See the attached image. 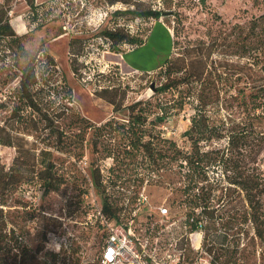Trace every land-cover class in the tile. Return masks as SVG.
<instances>
[{"label":"rangeland","instance_id":"obj_1","mask_svg":"<svg viewBox=\"0 0 264 264\" xmlns=\"http://www.w3.org/2000/svg\"><path fill=\"white\" fill-rule=\"evenodd\" d=\"M53 2L52 14L42 24L31 26L25 18L29 10L26 0H0V8L6 10L9 18L19 24L27 23L26 28L16 25L17 35L25 36L23 45L27 53L19 63L24 65L28 56L32 60L37 79L32 88L33 99L39 108L24 107L23 119L11 116L12 107L17 103L15 91L20 65H11L15 47L0 40V103L3 104L0 125L10 131L16 144L0 143V162L8 170L20 149V161L35 163L37 171L45 167L42 151L50 150L55 169L63 178L56 191L44 193L35 175L6 193L3 207L6 231L15 229L20 234V246H5L0 257H5L7 264H99L111 227L128 232L131 226L134 237L147 243L148 262L141 264H176L179 254L182 264H222L228 248L222 242L224 235H229L231 240L238 239V255L243 264H259L260 247L252 239L250 225L231 236L236 228L191 231L184 224L185 207L173 202L179 182L160 185L145 181L139 192L144 191L147 200L135 205V210L130 211L128 207L120 222H106L100 214L101 197L92 186L89 166L99 167L105 180L113 177L108 171L113 159L104 157L102 151L108 147L107 143L112 146L115 138L105 136L97 148L99 152L95 153L88 141L91 130L83 143L72 135L79 131L73 120L76 114L101 123L109 117L124 119L129 106L138 99L151 100L152 107L157 109L158 103H173L179 98L173 90L151 97L162 80L158 73L165 58L172 50V57L182 61L189 55L194 59L209 55L208 69L213 71L210 77L216 82L218 99L211 98L205 107L206 115L210 124L224 128V136L214 140L212 146L227 148L232 134L240 158L248 166L264 172V0ZM134 7L161 9L164 13L159 19L128 14L119 16L115 23L110 22L111 26L120 25L131 33L147 36V43L133 50L129 49L132 46L124 45L128 53L120 56L96 34L115 9ZM173 35L177 41L174 49ZM48 53L54 59L52 65H49ZM195 85V94L183 99L182 107L171 108L166 120L156 126L161 135L181 147L189 146L183 133L192 124V117L202 115L196 95L199 83ZM104 88L109 91L101 94ZM62 106L69 107L58 116L64 117L59 120L69 138L59 149L53 146L49 125L52 119L58 118L56 115ZM201 143L205 148L210 146L205 141ZM24 154L27 160H23ZM212 169L213 175L220 174L218 168ZM27 174H30L29 167ZM242 204L239 200L238 205ZM160 206L168 207L166 216L159 213ZM24 249H27L26 255ZM131 262L134 263L130 258L125 263Z\"/></svg>","mask_w":264,"mask_h":264},{"label":"trees","instance_id":"obj_2","mask_svg":"<svg viewBox=\"0 0 264 264\" xmlns=\"http://www.w3.org/2000/svg\"><path fill=\"white\" fill-rule=\"evenodd\" d=\"M106 1L110 4L115 2L131 4V0ZM26 3L29 10L25 18L31 26L42 24L44 18L51 15L54 10L53 0L45 2L26 0ZM163 13V10L154 8L115 9L96 35L111 44L114 51L123 52L124 45L138 47L145 44L147 36L141 37L137 33H131L120 25L111 26L110 22L115 23L119 16L126 15L127 17L128 14L159 19ZM13 19L6 15V10L0 8V40H6L8 44L15 47L11 65L17 66L20 65L22 56L27 57V53L23 45L25 36L17 35L16 25L19 23ZM20 24L24 28L27 27L25 21ZM176 43L175 35H173V49ZM172 53L159 67L158 74L162 80L159 85H156V90L151 97L157 93L173 90L177 92L180 99H174L171 104L158 103L159 109L153 108L149 99H138L129 106L127 117L122 120L109 117L104 122L95 123L78 114L73 119L79 131L72 137L83 143L88 131L91 130L88 141L95 153L99 152L97 148L103 143L105 136L108 139L115 138V143L112 146L111 143H107L108 147H104L102 151L104 157L113 159V164L108 168L113 177L105 180L99 167L93 164L89 166L92 186L101 197L100 214L106 222L118 223L128 207L132 211L135 210V205L140 203L139 188L145 181L160 185L179 182L175 188L177 194L173 202L185 207L184 224L188 225L191 231L218 227H224L226 230L236 228L233 233H230L234 236L242 231V227L250 225L253 229L252 239L260 247L259 264H264V172L256 166H248L244 159L240 158L238 151L235 150L234 135H229L227 148L212 146L214 140L224 136L222 132L224 128L215 123L210 124L206 115L205 107L211 98L212 100L218 99L216 82L210 77L213 71L208 69L209 55L199 59H194L192 55H189V59L185 57L182 61L179 57H172ZM49 56V65H52L54 59L51 55ZM31 61L28 56V61L18 67L20 74H18L19 81L15 91L17 103L12 107L11 113V116L17 120L24 118L22 113L24 107L39 109L33 99L32 88L36 85L37 79H35V67L32 66ZM195 82L199 83V91L196 95L202 106V115L198 118L192 117V124L183 133L188 139L189 146L181 147L173 139L161 135L156 126L157 123L166 120L171 108L182 107L183 99L195 94ZM107 91H109L108 88H104L100 92L103 94ZM110 102L115 101L110 99ZM178 103L180 104L177 105ZM1 105L3 104L0 103ZM66 109L69 107L62 106L56 117L64 114ZM44 114L47 116V113ZM151 114L155 115L150 120ZM59 118L64 117L52 119L49 127L54 137L53 146L61 149L60 145L64 144L69 136ZM202 141L210 146L205 148ZM0 143L16 145L14 136L1 125ZM18 151L21 153L20 149ZM20 153L14 157L8 170H5L0 162V252L5 246L9 248L20 246L18 243L20 234L15 229L6 231V217L3 208L6 205V193L27 183L35 175L40 180L44 193L59 190L63 183L62 175L58 174L55 169L56 163L51 158L52 151H42L44 157L41 161L45 167L37 171L34 167L35 163L33 165L27 161H20ZM23 160H27L25 154ZM28 167L30 174L26 175ZM212 168H218L220 174L213 175ZM116 192H118L117 197L114 196ZM239 200L243 202L242 205H238ZM136 214L135 212L131 219L134 220ZM228 236L224 235L222 238V242L228 247L222 264H243L238 255V239L231 240ZM24 252L26 255L27 249L23 250V254ZM100 260L101 257L99 264ZM0 264H7L5 257H0Z\"/></svg>","mask_w":264,"mask_h":264},{"label":"built area","instance_id":"obj_3","mask_svg":"<svg viewBox=\"0 0 264 264\" xmlns=\"http://www.w3.org/2000/svg\"><path fill=\"white\" fill-rule=\"evenodd\" d=\"M147 194L144 191L139 193V202L147 200ZM160 214L166 216L169 213L168 207L160 206ZM130 223L132 224L133 219ZM113 227V226H112ZM111 227V231L107 236L106 246L101 255L100 264H126L125 262L131 258V264H141L142 262H148L146 258L145 248L147 243L134 237L135 233L129 226L128 232L122 231L119 227L114 229ZM129 259H125L128 258ZM181 254L177 256V263L180 262Z\"/></svg>","mask_w":264,"mask_h":264},{"label":"crops","instance_id":"obj_4","mask_svg":"<svg viewBox=\"0 0 264 264\" xmlns=\"http://www.w3.org/2000/svg\"><path fill=\"white\" fill-rule=\"evenodd\" d=\"M147 43V42H146ZM145 43V44H146ZM142 45H144V44H142ZM141 46V45H140ZM139 47V46H138ZM134 48H137V47H132V48H129V49H131V50H133ZM128 49H124V51L123 52H118L119 53V55L120 56H123V55H126L127 53H128V51H127ZM117 53V54H118Z\"/></svg>","mask_w":264,"mask_h":264},{"label":"water","instance_id":"obj_5","mask_svg":"<svg viewBox=\"0 0 264 264\" xmlns=\"http://www.w3.org/2000/svg\"><path fill=\"white\" fill-rule=\"evenodd\" d=\"M153 87V86H152Z\"/></svg>","mask_w":264,"mask_h":264}]
</instances>
